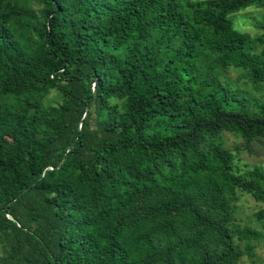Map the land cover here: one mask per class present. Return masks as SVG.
<instances>
[{
    "label": "trees",
    "instance_id": "16d2710c",
    "mask_svg": "<svg viewBox=\"0 0 264 264\" xmlns=\"http://www.w3.org/2000/svg\"><path fill=\"white\" fill-rule=\"evenodd\" d=\"M248 7L264 0H0V264L253 256L237 190L264 202V171L222 139L264 138V99L221 80L264 83V20L230 18Z\"/></svg>",
    "mask_w": 264,
    "mask_h": 264
},
{
    "label": "rangeland",
    "instance_id": "374dc122",
    "mask_svg": "<svg viewBox=\"0 0 264 264\" xmlns=\"http://www.w3.org/2000/svg\"><path fill=\"white\" fill-rule=\"evenodd\" d=\"M38 11L40 6L33 5ZM37 13V12H36ZM233 26L242 32H249L252 35L261 33L258 25L264 20V9L248 7L235 14H231ZM245 71L236 68H227L221 80L229 84L236 91L244 93L246 96L255 99H264V83L252 84L244 77ZM61 95L54 90L47 95L46 103L58 104ZM224 146L233 155L234 166L242 171L253 165H259L264 171V138L250 141L248 144L237 134L224 131L222 134ZM237 212L236 220L242 225H250L262 232V236L252 240L254 244L253 256L242 255L238 264H264V223L255 217V212L264 209V202L257 201L249 191L237 190ZM244 243H242L243 245Z\"/></svg>",
    "mask_w": 264,
    "mask_h": 264
}]
</instances>
